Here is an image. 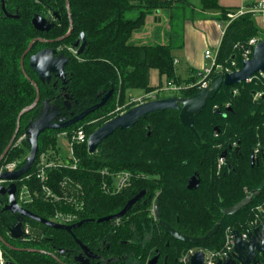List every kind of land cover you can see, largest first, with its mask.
Listing matches in <instances>:
<instances>
[{
  "label": "trees",
  "instance_id": "16d2710c",
  "mask_svg": "<svg viewBox=\"0 0 264 264\" xmlns=\"http://www.w3.org/2000/svg\"><path fill=\"white\" fill-rule=\"evenodd\" d=\"M4 2L7 10L11 4L16 6L18 18L0 16V155L14 132L17 115L36 95L34 86L20 68V56L35 35L29 22L34 1ZM68 7L74 27L72 36L83 32L86 40L84 52L78 55L80 59L72 57L66 66L70 76L67 90L76 100L72 110H83L112 89L104 105L64 128L82 126L87 136L111 117L108 110L125 100L127 90L139 88L150 92L162 86V77L166 83L193 81L195 75L183 79L175 73L173 51L182 46L183 22L194 18L201 10L214 8L219 9L215 17L226 24L227 12L234 11L221 7L218 0H199V6H193L188 0H68ZM156 11L165 14L167 24L155 29L152 41L134 39V33L141 31L147 17ZM251 37H257L253 16L247 13L233 19L223 30L216 61L224 64L234 58L239 66L242 60L234 44ZM23 66L38 86L39 101L21 115L17 135L0 161L2 164L19 160L18 167L25 162L29 145L25 139L20 144H15V140L24 132L28 120L37 116L41 101L55 93L50 85L37 80L27 63ZM151 69L158 74L156 86L149 84ZM196 90L193 87L181 95L189 96ZM256 92L261 96L254 98ZM100 116L103 119L99 120ZM193 125L199 139L181 124L179 109H164L146 114L127 129L114 130L93 153L87 151L85 142L75 144L76 168L57 166L48 171L49 182L56 190L57 183L69 177L84 191V208L79 220H93L82 223L71 233L25 216L24 224L39 230V238L34 239L29 234L17 239L10 237L9 228L20 215L2 210L7 196H0V247L5 261L67 264L68 259L61 258L59 249L70 252L75 247L73 237L91 249L102 242L109 243L108 254L118 257V264H145L156 253L159 258L155 264H183L179 257L190 247L220 248L226 228L241 232L254 205L264 199V155L261 153L264 151V80L221 86L194 115ZM60 130L48 129L39 134L35 160L24 174L34 169L40 152L57 149L56 133ZM256 148L258 152L251 165V152ZM224 150L223 163L218 166V158ZM104 168L139 172L142 177L133 179L121 192L105 194L100 189L102 176L99 173ZM193 174L197 175L199 183L189 189L187 182ZM16 181L18 187L20 183ZM24 181L35 185L33 179ZM142 189L145 195L118 222L96 221L118 212ZM247 195H250L247 205L233 214L223 212ZM153 197H156L154 207L159 219L182 234L198 237L214 224L219 227L211 237L196 245L175 240L159 227L154 216H149ZM24 207L47 219L55 207L68 209L42 201Z\"/></svg>",
  "mask_w": 264,
  "mask_h": 264
},
{
  "label": "water",
  "instance_id": "95a60500",
  "mask_svg": "<svg viewBox=\"0 0 264 264\" xmlns=\"http://www.w3.org/2000/svg\"><path fill=\"white\" fill-rule=\"evenodd\" d=\"M65 1L68 2V0ZM32 22L35 27H39L36 24L35 18L32 19ZM85 44V36L84 33L81 32L80 37L70 43V48L75 51L76 55L78 56L84 52ZM29 48L30 44L20 56V68L25 77L32 83L35 88V99L30 105L24 107L17 115V122L14 132L5 149L0 155V161L5 155L8 148L12 145L17 135L20 126L19 120L21 115L27 110L34 107L39 101L38 86L33 80H31V78H29L23 66V59L26 53L28 52ZM52 53H54L53 49L43 48L30 55L29 57V66L31 70L35 73V75L38 77V79L41 81H48L52 73H55V75L60 78H63L65 76L64 66L66 65L69 58L62 54H58L54 58ZM259 72H262L264 74V42L261 40L257 41L255 46L253 47L251 57L248 59H243L238 69L232 72H226L224 74L218 73L212 76L208 85L198 88L192 95H173L168 97L145 100L143 102L131 106L122 113L110 117L88 135L87 151L89 153L95 152L98 144H100L101 141L108 135H110L114 130L127 129L131 127L139 118L146 116V114L164 109H179V120L181 124L188 128L192 132V134L197 139H199V135L193 125V118L194 115L205 106L207 100L212 99L216 92L221 88V86H231L233 84L246 81L249 77ZM111 94L112 89L108 90L106 93L101 95L98 102L84 108L77 114L71 112V116L69 118L59 115L60 113L58 106L51 102L53 97L45 98L41 101L37 116L34 119H29L24 129L25 141L29 145V151L27 156L25 157V162L16 170L4 171L0 173V179L8 181L7 185H0V196H7V202L2 206V210L10 211L20 215V218H18L16 222L13 223L9 228L10 237L17 239L27 235V232L25 231V224L23 222V218L25 216L51 228L63 229L70 233L75 227L81 225L82 223H85L89 220H93L81 219L72 224H60L31 212L29 209L20 206L17 203L15 197V180L19 179L33 164L38 150L37 139L39 134L48 129H63L74 124L75 122L82 120L89 113L95 111L96 109L104 105L105 102L111 96ZM98 96H100V93L98 94ZM57 97H60L62 101V106L64 108L68 109L70 107L72 95L66 90L65 84L61 87V89H59L56 95V98ZM225 153V150L222 151L220 156L224 157ZM262 153H264V151H262ZM255 157V152L252 151L250 156L251 165H253ZM198 183V177L193 174L188 179L187 188H195ZM144 195L145 190L142 189L137 192L134 196L129 198L118 212L99 217L96 219V221L101 222L107 220L120 219L128 210H130L137 202H139V200ZM249 202L250 195H247L238 202L234 203L233 205L226 207L223 212L225 214H233L237 212L240 208L247 205ZM154 218L157 220L159 227L162 228L163 231L166 234H169L173 239L194 245L199 244L200 242L211 237L219 227V224H214V226L210 230H208L203 236L195 237L182 234L173 227H171L165 221L159 219L156 207H154ZM233 236L235 238L233 245V250L235 254L234 259L227 258L223 261H218L217 264H254L256 262V253L259 251L264 254V214L263 222L260 227L254 229V231L248 235L247 239H242L238 235V231L236 230H233ZM74 240L79 244L81 248V252H79L74 258L75 260L79 261L80 264H87V257L99 258L103 261V264H109L111 262L116 261V258L114 257L102 259L98 254L89 251V249L85 245L80 243V241L76 237H74ZM65 251V249H59L60 253ZM158 257L159 253H156L147 261V264H155ZM55 258L60 261L59 258ZM5 264L14 263L6 261ZM190 264H204L203 252L201 250H196L190 256Z\"/></svg>",
  "mask_w": 264,
  "mask_h": 264
},
{
  "label": "built area",
  "instance_id": "2783aa9c",
  "mask_svg": "<svg viewBox=\"0 0 264 264\" xmlns=\"http://www.w3.org/2000/svg\"><path fill=\"white\" fill-rule=\"evenodd\" d=\"M256 15L259 14L264 17V4L259 1L255 4L247 5L245 7L239 8L238 10L227 12V21L225 26L231 22L236 17L243 14ZM223 28V30H224ZM222 30V31H223ZM257 43V39L254 37L249 38L245 42H237L234 44V48L239 52L241 60L248 59L251 57L253 47ZM75 53V51H73ZM216 52H211L210 50H205L204 55L210 59V64L205 65L195 72V79L191 82L175 83L173 81H168L164 86L155 88L150 92H146L140 98H130L128 102L138 103L145 100L156 99L165 92L178 93L177 96L181 95L184 90L196 87L197 89L209 84L212 76L218 73L232 72L238 68L237 61L232 58L226 63H218L216 61ZM176 61V60H175ZM264 78L262 72L256 73L249 77L246 82L252 80H261ZM158 94V95H157ZM175 95V94H174ZM261 96L260 92L254 94V98ZM56 137H65L67 141V149L61 151L59 146L53 151H42L40 152L37 161L34 165V169L24 174L17 179L20 185L16 187V201L20 206L25 204H30L36 201H42L47 203H52L54 205L66 206L68 209H63L55 207L51 212L49 220L60 224H72L79 220V213L84 208V191L81 185L75 180L64 177L61 179L57 185L58 190H56L49 182L48 171L57 166H69L71 168H76L77 159L74 155V145L85 142L87 144V135L82 126L73 129H61L56 133ZM25 139V133H21L16 139L15 144H20L22 140ZM257 152V149H255ZM223 163V158H218V166ZM19 160H13L9 162H4L0 164V173L4 171H13L18 169ZM100 175L102 176L100 180V189L105 194H116L121 192L125 188L129 187L133 179L142 177L139 172H131L128 170L110 171L107 168L100 170ZM33 179L35 185H29L24 180ZM16 181V182H17ZM7 185L8 181L0 179V185ZM152 210V216H154V207ZM264 214V199L254 205L252 208L251 217L245 222L241 232L238 235L242 239H247L248 235L254 231V229L259 228L263 222ZM25 231L29 234V227L25 224ZM233 229L228 227L224 233V241L220 248L217 249H204L200 247H190L179 257V261L183 264H190V256L196 251L201 250L203 252L204 264H217L218 261H223L227 258L235 257L233 245H234ZM256 262L254 264H264V254L257 252L255 255ZM5 258L3 255V250L0 247V264H5Z\"/></svg>",
  "mask_w": 264,
  "mask_h": 264
},
{
  "label": "flooded vegetation",
  "instance_id": "af4514ba",
  "mask_svg": "<svg viewBox=\"0 0 264 264\" xmlns=\"http://www.w3.org/2000/svg\"><path fill=\"white\" fill-rule=\"evenodd\" d=\"M33 1L34 2L32 4V12L29 18V22L31 24V28L33 29V33H35V35L33 38H31V40L28 42L26 46L27 48L28 45L30 44V48L28 52L26 53V55L24 56L23 63H27L29 65L30 55L34 54L35 52L43 48L53 49L54 53H52V55L54 58L58 54H62L69 58L66 65L64 66L65 76L63 78L57 77L55 73H52L48 81L47 80L41 81L35 75L37 77V80H39L41 83H46L54 89L55 93L51 97H49V98L53 97L51 102L58 106L59 113H60L59 115L69 118L71 116V112H73L74 114H77L78 112L81 111V110L79 111L72 110V107L76 104V100L72 98L70 107L66 109L62 106V101L60 97L56 98V95L59 89H61V87L64 84L66 85V90H67V84L70 78L68 70H66V66L68 65V63L72 61V57L76 59H80L79 56H77L76 53H74L73 50L70 48V43L73 42L75 39L79 38L81 32L78 34V36H72L74 27L72 26L70 15L68 13V10H69L68 2H66L65 0H63V2L61 0H33ZM9 2H11V0H9ZM5 4L6 3L4 2V0H1V3H0L1 15L0 16L7 17V18H18V14L16 13L17 11L16 6L14 4H11L9 6L10 10H7ZM33 18L36 19V24L39 27H35L33 25V22H32ZM65 24L66 26H64ZM63 29L64 31L59 33ZM33 47L34 49H32ZM256 149L258 152V148ZM253 151L255 152V149H253ZM257 152H255V156ZM262 155H264V153H262ZM80 243L82 242L80 241ZM74 244H75V247L71 248L70 252H67V251L62 252L61 258L68 259L69 264H80V262L75 260L74 258L79 252H81V248L75 240H74ZM85 246L89 249V251H92L93 253L98 254L102 259H108L111 257L116 258V261L111 262L109 264H118L119 258L112 254H108L109 243L102 242V244L96 247L95 249H91L87 245ZM87 261H88L87 264H103V261L101 259L95 258V257L93 258L87 257Z\"/></svg>",
  "mask_w": 264,
  "mask_h": 264
},
{
  "label": "crops",
  "instance_id": "0c3cea01",
  "mask_svg": "<svg viewBox=\"0 0 264 264\" xmlns=\"http://www.w3.org/2000/svg\"><path fill=\"white\" fill-rule=\"evenodd\" d=\"M188 1L193 6H199V0H188ZM259 1H262L264 4V0H218V3L221 7L238 10L239 8L245 7L247 5L255 4ZM218 14H219V9L212 8V9L201 10L197 12V16H195L194 18L186 19L183 22L182 46L179 49H175L173 51V54L175 56L174 59L175 65L180 63L181 61L183 62L184 73H182V75L178 74L183 79H188L192 77L193 75H195V72L198 71L200 68L210 64V59L204 55L205 50H210L213 53L214 52L217 53L221 36L223 34L222 30L225 25L215 17ZM146 21H147L146 26L141 31L137 33L135 32L133 36L135 38H138V40L142 41L141 37L144 35V33H146L145 30L148 29V27H152L150 34L148 35L145 34L144 36V38H146L145 42H147L148 40L151 41L154 38L155 29H157V27L160 26V24H162V26L167 24L165 14L157 11L153 14H150L147 17ZM253 22L257 28V37L254 38H256L258 41L261 40L264 42V17H262L259 14L253 15ZM160 35L161 37L163 36L162 31L160 32ZM240 65L238 66V68L240 67ZM151 70H155V69H151ZM261 80H264V78ZM143 93L145 94V91ZM162 97H168V96H162ZM130 98L132 97H129V99Z\"/></svg>",
  "mask_w": 264,
  "mask_h": 264
},
{
  "label": "rangeland",
  "instance_id": "374dc122",
  "mask_svg": "<svg viewBox=\"0 0 264 264\" xmlns=\"http://www.w3.org/2000/svg\"><path fill=\"white\" fill-rule=\"evenodd\" d=\"M158 18V17H157ZM151 29H152V27H148V29H146L145 30V32L146 33H144V35L141 37V39H142V42H145V39L146 38H144V36H145V34H150V32H151ZM148 32V33H147ZM134 39H138V38H135L134 37ZM139 41V40H138ZM150 40H148L147 42H149ZM152 41V40H151ZM238 42H240V41H238ZM237 43V42H236ZM211 49H213V48H211ZM183 69H184V67H183V62L181 61L180 63H178V64H176L175 65V73L176 74H179V75H182V73H184L183 72ZM151 72V74H150V76H149V84L151 85V86H156L157 85V83H158V75H157V72L155 71V70H151L150 71ZM161 84H162V86H164L165 84H166V82H165V79L162 77L161 78ZM144 91L142 90V89H139V88H131V89H129V90H127L126 92H125V96H124V101L122 102V103H117L116 105H115V107L113 108V109H111V110H108V116H111V117H113L114 115H116V114H119V113H122V112H124L125 110H127L128 108H130V105H132V104H137L138 103V101L136 102V103H133V102H128V99H129V97H132V98H135V99H137V98H140V97H142L143 96V93ZM149 92V91H148ZM146 93V92H145ZM178 95V93H174V92H165V93H163L162 95L163 96H173V95ZM133 95V96H132ZM158 95V94H157ZM162 97V96H161ZM151 100V99H150ZM107 116V117H108ZM104 118H106V117H104ZM100 119H103V116H100L99 117V120ZM17 139H18V137H17ZM15 142H16V140H15ZM56 143H57V145L59 146V148H60V150L61 151H64L65 149H67V141H66V138L65 137H57V139H56ZM155 198L156 197H153V199L151 200V205H150V207H149V216H151L152 215V208L154 207V204H155ZM115 221H117V220H115ZM77 222V221H76ZM118 222V221H117ZM117 222H115V224L117 223ZM28 226V225H27ZM29 227V226H28ZM228 228V227H227ZM29 237H32V238H34V239H36V238H39L38 237V235H40V231L39 230H37V229H33V228H30L29 227ZM22 242H25V240L24 241H22ZM58 258V257H57ZM68 264V263H67ZM145 264H147L146 262H145Z\"/></svg>",
  "mask_w": 264,
  "mask_h": 264
}]
</instances>
